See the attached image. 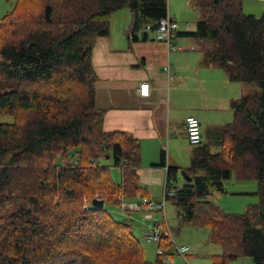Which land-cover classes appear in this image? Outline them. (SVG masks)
I'll return each mask as SVG.
<instances>
[{
  "label": "trees",
  "instance_id": "16d2710c",
  "mask_svg": "<svg viewBox=\"0 0 264 264\" xmlns=\"http://www.w3.org/2000/svg\"><path fill=\"white\" fill-rule=\"evenodd\" d=\"M192 2L201 15L182 34L197 39L202 63L255 90L231 102L217 151L193 147L183 169L190 179L178 184V168H168L164 201L175 205L179 226L209 229L221 248L213 264L241 256L264 264V12L245 13L242 0ZM123 8L133 39L168 15L167 0H15L0 18V116L12 117L0 122V264H165L158 254L147 260L133 225L105 208L146 198L137 140L105 131L95 105L91 52ZM231 176L257 184L258 201L241 213L209 200ZM167 246L158 243L165 254Z\"/></svg>",
  "mask_w": 264,
  "mask_h": 264
},
{
  "label": "crops",
  "instance_id": "0c3cea01",
  "mask_svg": "<svg viewBox=\"0 0 264 264\" xmlns=\"http://www.w3.org/2000/svg\"><path fill=\"white\" fill-rule=\"evenodd\" d=\"M167 1L168 15L177 24L170 41L182 48L170 49L165 41L156 40L154 30L146 29L144 39V30H141L137 33L138 39H133L129 34L131 13L123 8L111 15L108 34L97 38L91 52L97 77L95 105L104 111L103 129L125 132L137 140L140 148L137 175L146 198L155 204L162 201L168 168L177 167V180L183 183L181 172L190 165L193 146L186 138L185 117L193 115L199 119L202 144H208L217 151L220 132L233 119L231 102L245 95L248 88L244 82L231 80L222 68L203 64L197 39L182 34L193 30L195 25L190 27L188 22L180 25L176 13L185 7L195 15L192 0ZM243 3L248 6V0H243ZM244 4L243 10L246 9ZM247 12L255 15L258 10ZM196 14L199 20L200 15ZM142 82L149 85L147 96L138 93ZM112 172L118 176L117 183H121V169L113 167ZM232 181L235 183L231 184ZM227 182L232 194H248L251 196L249 201H252L249 204L255 203L253 201L258 196L254 180H238L231 176L224 186ZM214 192L209 200L218 204L212 200ZM221 192L227 194L225 188ZM134 202L141 204L139 212L145 213V220L155 221L161 213L142 205L143 196L124 199L121 206H126V209ZM128 217L135 221L131 215ZM190 232L191 236L186 240L189 264H213L212 256L221 253V248L208 239L209 233L200 236L199 232ZM194 236L198 241L205 236L206 239L198 242L192 239ZM208 243L215 246L203 247ZM229 264L255 262L250 256H241Z\"/></svg>",
  "mask_w": 264,
  "mask_h": 264
},
{
  "label": "rangeland",
  "instance_id": "374dc122",
  "mask_svg": "<svg viewBox=\"0 0 264 264\" xmlns=\"http://www.w3.org/2000/svg\"><path fill=\"white\" fill-rule=\"evenodd\" d=\"M15 3V0H0V18L7 12H9L13 5ZM243 0H242V9H243ZM245 5V4H244ZM251 5V8H249L248 6ZM246 6V9L243 10L245 13H248V11H256L258 10V12L255 14L257 16L262 15V13L264 12V0H248V6ZM201 15V13L196 10L195 15L186 10L185 7L184 9H181L180 12L176 13V17H177V21H179L180 25H183L185 23H189L191 24L190 27H194V22L196 23V21L193 20H198L197 18V14ZM197 18V19H195ZM152 32V31H151ZM247 85V92L248 91H254L255 90V86L254 84L251 83H246ZM12 121V117L10 116H0V122H11ZM212 152L213 149H211ZM101 164H108L111 165L112 161L110 159H101ZM111 168H113V166H111ZM113 179L114 181H118L119 179L117 178L118 176H115V173L113 174ZM181 179L183 180V178L185 179L184 174L180 175ZM177 183H182L181 180H178ZM235 183L234 181L231 182ZM245 183V181H244ZM246 183H249V181H247ZM225 190L227 191V194L222 193L221 191L219 192H214L215 194V198H213L212 200H216L217 202H219L218 204L227 212H231V213H241L244 211L245 206H247L246 204H249V196L248 194H232V190L230 188V186H228V182L227 185L224 186ZM164 194V193H163ZM253 197V196H252ZM163 199V198H162ZM258 201V197L256 198L255 201L253 202H257ZM105 208L108 209L112 215L117 219V220H126L128 222H130L133 225V231L136 234V236L139 238L141 245L144 249L145 252V257L147 260L150 261H154L155 257H156V253H157V244L156 243H151V242H147L145 239V234H146V230H147V226L150 223H154L153 220H145L143 218V214L142 212H139V210H124L122 208L121 205H117V204H113V203H105ZM137 213H139V217H137ZM132 216L135 221H132L128 216ZM158 221H162V219L165 220L166 224L171 228L172 230V236L173 239L175 241V243L177 245H188L186 240H189L188 238L191 236V232L190 231H194L199 232L200 236L201 234H205V233H209V229L207 227H196V226H179L177 217H176V207L175 205H173L170 201H166L165 202V209H164V215L163 213L159 212L157 218H155ZM191 227V228H189ZM207 236V235H206ZM206 236L204 238H202L203 240L206 239ZM195 241L197 240V237L194 236L192 238ZM201 239V240H202ZM200 240V241H201ZM198 241V242H200ZM168 242V240H167ZM210 246H215L213 244L208 243L207 245H204L203 247L207 248ZM166 252H169L173 255V258L175 260L172 261V264H184L181 257L176 255L173 251L172 246H167L166 248ZM204 253V251H203ZM202 253V254H203ZM171 254H167L165 255V258L167 257H171Z\"/></svg>",
  "mask_w": 264,
  "mask_h": 264
},
{
  "label": "built area",
  "instance_id": "2783aa9c",
  "mask_svg": "<svg viewBox=\"0 0 264 264\" xmlns=\"http://www.w3.org/2000/svg\"><path fill=\"white\" fill-rule=\"evenodd\" d=\"M177 28L176 22L169 16L158 20L157 27L155 29V38L159 41H165L170 49H180L181 46L173 44L170 39L172 35H174L175 30ZM138 93L141 96H147L149 94V85L147 82L140 83L138 87ZM185 132L186 138L190 146H198L202 144V133L200 128V121L197 117L193 115H188L185 117ZM166 190V185L164 189L163 199L160 203H153L148 198H144V203L147 209H157L160 210L164 215V195ZM174 191L173 188H169V194H172ZM126 206H122L124 210H140L142 208L141 204L131 203L125 209ZM171 228L166 224L165 220L158 221L155 219L154 223H150L147 226L145 239L147 242L156 243L157 244V253L156 255L162 256V260L165 264H172L174 261L173 255L171 253V257L165 258V254L163 249L158 247V243L161 239L168 240V244L172 246L173 251L176 255L180 256L184 264H189L187 251L189 249L188 245H177L173 239Z\"/></svg>",
  "mask_w": 264,
  "mask_h": 264
},
{
  "label": "water",
  "instance_id": "95a60500",
  "mask_svg": "<svg viewBox=\"0 0 264 264\" xmlns=\"http://www.w3.org/2000/svg\"><path fill=\"white\" fill-rule=\"evenodd\" d=\"M106 157H109V156L107 155ZM182 174H184V173L182 172ZM185 177L187 179H190L187 176H185ZM92 204H93L94 207L102 208L104 206V201L102 199L94 198V199H92Z\"/></svg>",
  "mask_w": 264,
  "mask_h": 264
}]
</instances>
